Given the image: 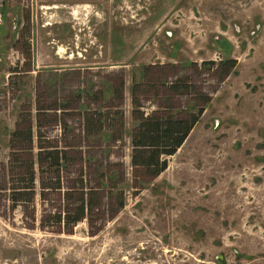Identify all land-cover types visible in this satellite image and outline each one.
<instances>
[{
    "label": "rangeland",
    "instance_id": "rangeland-1",
    "mask_svg": "<svg viewBox=\"0 0 264 264\" xmlns=\"http://www.w3.org/2000/svg\"><path fill=\"white\" fill-rule=\"evenodd\" d=\"M228 57L238 64L224 80L202 65ZM133 77L147 113L194 109V97L168 88L176 79L211 99L168 168L141 187L128 134ZM123 81L121 102L109 90ZM38 87L45 106L105 90L102 104L121 105L127 132L110 146L86 142L79 112L65 132L42 113L44 139L74 144L86 163L74 161L46 199L36 165L35 200L15 204L10 134L21 116L35 122ZM106 162L124 207L106 198L77 225L58 223L66 189L95 184ZM0 187V264H264V0H0Z\"/></svg>",
    "mask_w": 264,
    "mask_h": 264
},
{
    "label": "trees",
    "instance_id": "trees-1",
    "mask_svg": "<svg viewBox=\"0 0 264 264\" xmlns=\"http://www.w3.org/2000/svg\"><path fill=\"white\" fill-rule=\"evenodd\" d=\"M237 64L238 61L234 57H228L219 62L210 60L202 63L203 66L209 69L215 67L222 80L234 71ZM149 71L150 67H147L143 77H147ZM53 78L54 82H51ZM132 80L133 109L131 115L134 124L128 134L132 146V175L141 187L144 183L159 177L168 168L169 157L176 154L183 146L211 99L209 95L200 91L195 84L190 83L187 79H176L168 84V88L174 94L194 97V101L199 102L194 103V109L182 114L168 113L159 109L147 113L137 95L139 83L135 77ZM55 81L56 76L52 75L45 86H55ZM124 87L125 83L123 81L119 89L109 91L112 95L116 94L123 102ZM53 89L55 90V88ZM104 91H98L96 94L91 90L80 91L73 101L71 99L60 102L56 100L45 106L40 105L41 99L39 98L40 90L38 87L35 122L30 114L26 118L21 116L16 129L10 134L9 147L12 149V157L19 162V169L16 172L17 179L14 180L16 184H12L10 192V199L15 204L35 200L38 178L36 165H38L40 173V194L42 198L46 199L47 192L63 191L65 188L64 174L74 161L79 160L86 163V158H84L81 151L78 152V158L73 157L71 151L75 148L74 144L63 140L64 142L62 141V145L59 146L50 139H44L45 136L41 133V128L45 124L40 118L42 113H52V118L48 123L61 124L65 132L69 131L66 116L73 114L72 112H79L86 142L93 138L92 143L102 142L110 146L124 139L127 132L125 111L120 104L103 105ZM89 98H93L92 102L97 103L95 108L90 107ZM200 104L202 105L200 106ZM34 127L38 128L36 132ZM35 137H37V143ZM35 144L39 148L36 155L34 153ZM88 146H91V142ZM22 153H27V159H20ZM109 163H104L107 169L96 178L91 179L95 184H89L82 178L66 189L63 193L66 202L63 210L54 215L58 223H64L66 226L77 225L82 220L89 218L96 208L104 204L103 200L106 198L110 201L117 199V208L124 207V191L123 189L116 190L119 185L118 174L108 169ZM104 164L98 163L100 167ZM85 166L87 165L85 164ZM124 180L122 178L120 182L125 184L126 181ZM117 208L114 210L116 211Z\"/></svg>",
    "mask_w": 264,
    "mask_h": 264
},
{
    "label": "bare ground",
    "instance_id": "bare-ground-1",
    "mask_svg": "<svg viewBox=\"0 0 264 264\" xmlns=\"http://www.w3.org/2000/svg\"><path fill=\"white\" fill-rule=\"evenodd\" d=\"M44 8V7H43ZM62 48V47H61ZM64 49V48H63ZM63 49H60V50H63Z\"/></svg>",
    "mask_w": 264,
    "mask_h": 264
}]
</instances>
